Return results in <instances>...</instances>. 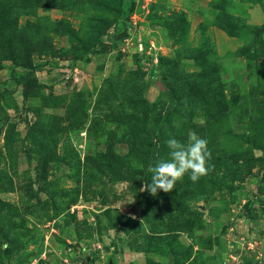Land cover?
<instances>
[{"label":"rangeland","instance_id":"1","mask_svg":"<svg viewBox=\"0 0 264 264\" xmlns=\"http://www.w3.org/2000/svg\"><path fill=\"white\" fill-rule=\"evenodd\" d=\"M108 262L264 264V0H0V264Z\"/></svg>","mask_w":264,"mask_h":264},{"label":"clouds","instance_id":"2","mask_svg":"<svg viewBox=\"0 0 264 264\" xmlns=\"http://www.w3.org/2000/svg\"><path fill=\"white\" fill-rule=\"evenodd\" d=\"M189 140L188 145L182 144L174 137L165 141L170 158L159 160L149 168L152 173L151 183L146 187L150 194L154 195L158 189L169 191L175 180L185 172H189V179L193 182L207 172V141L198 138L195 133L190 135Z\"/></svg>","mask_w":264,"mask_h":264},{"label":"trees","instance_id":"3","mask_svg":"<svg viewBox=\"0 0 264 264\" xmlns=\"http://www.w3.org/2000/svg\"><path fill=\"white\" fill-rule=\"evenodd\" d=\"M107 264H109V262Z\"/></svg>","mask_w":264,"mask_h":264}]
</instances>
